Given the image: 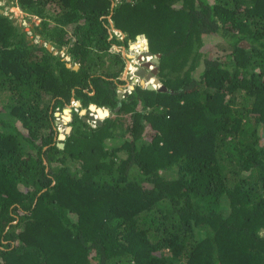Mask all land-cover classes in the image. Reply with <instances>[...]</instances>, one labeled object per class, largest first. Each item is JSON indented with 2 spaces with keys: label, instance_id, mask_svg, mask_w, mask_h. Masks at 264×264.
<instances>
[{
  "label": "trees",
  "instance_id": "16d2710c",
  "mask_svg": "<svg viewBox=\"0 0 264 264\" xmlns=\"http://www.w3.org/2000/svg\"><path fill=\"white\" fill-rule=\"evenodd\" d=\"M11 3L39 22L0 11V264H264V0ZM137 35L166 90L119 98ZM71 99L109 116L59 140Z\"/></svg>",
  "mask_w": 264,
  "mask_h": 264
},
{
  "label": "rangeland",
  "instance_id": "374dc122",
  "mask_svg": "<svg viewBox=\"0 0 264 264\" xmlns=\"http://www.w3.org/2000/svg\"><path fill=\"white\" fill-rule=\"evenodd\" d=\"M0 8H2V9H0L1 12L8 15L11 19H13L16 22V24L18 26H21V28H23L25 30L29 29L31 22H35V23L39 22V20L35 16L26 13L25 11L21 10L18 5L11 3V0H0ZM108 19H109V24H110L109 25V31H110L111 37H115L116 39L123 41L124 36H126L125 33L122 32V34H124V36H122L123 38H121L120 32L118 33V29H116L114 27L113 22L111 21L110 17ZM114 33H117V34H114ZM138 36H140V37H142V39L146 40L147 46H148V41H147L146 37L144 35H138ZM28 38L34 43L43 44V42L40 41L38 38L32 37L29 31H28ZM135 42H137L136 37L133 39L127 40V42L126 43L124 42L122 45H115L112 48L113 52L120 53L124 59L126 57L127 60H130L128 56L131 55V59H132L136 55L134 52V47L132 48V46H133V44H135ZM203 42L208 44L209 57L210 58H213V57H219L221 59L227 58V55H226V53H227L226 49L227 48H226L224 42H222L221 40H218L214 36H206V38H204ZM44 45L46 47L49 46V49L53 54H56V55L62 57V60H64L70 67H73L72 63L69 61V57L66 56V54H65L66 48H63V47L57 48L53 44L47 43V42H45ZM146 49L147 50H145V53L148 54V52H149L148 48H146ZM150 55H152V58H153V57H155L156 54L150 53ZM127 60L125 59V68L128 70L130 68V66H129V61L127 62ZM136 60H137V65H136L137 69L142 68L143 63L146 62L145 60L140 59V57ZM149 61H152V59H150ZM125 68L119 77L124 82V84L120 85L118 88V93H121L122 97H125L126 95L129 94V92L127 91V88H126L127 85L129 84V82H128L129 78L125 75L126 74ZM140 82L141 81L139 80V83ZM139 83H135L134 85H138ZM73 110H76L79 113V115L82 116L83 120L85 118V120H86L85 122L88 123L89 125L95 126V124L97 123V122L93 121L94 119H87L88 115L91 114V112L87 108L83 107L79 101H75L74 99H71L69 104L64 105L63 108L56 110V112H55V116H56L55 129L57 131V138L58 139H59V137H62V139H64L66 133H68L70 131V130L68 131V128L70 127V122L72 119ZM82 110H86L85 113H82ZM67 111H68L69 115L66 114ZM95 118H96V116H95ZM97 119H99L100 122L103 120L100 117H98ZM114 143L116 145L117 141H111V140L107 141V144H109V145H113ZM58 144H62V142H59ZM119 154H120V156H123V153L119 152ZM262 233L264 234V231H262Z\"/></svg>",
  "mask_w": 264,
  "mask_h": 264
},
{
  "label": "water",
  "instance_id": "95a60500",
  "mask_svg": "<svg viewBox=\"0 0 264 264\" xmlns=\"http://www.w3.org/2000/svg\"><path fill=\"white\" fill-rule=\"evenodd\" d=\"M119 1V0H118ZM129 1V0H127ZM139 36L137 35L136 38H138ZM148 48V46H147ZM47 49H49V46H47ZM148 54L150 55V53L148 52ZM159 58H160V54H156L155 57H153V69L150 71V72H146L145 68H147L150 63L149 62H146V63H143V66L142 68H140L138 70V72L136 73L137 76L145 79V80H149L151 79L152 77H155L157 76V73H158V64H159ZM152 64V63H151ZM66 67H70L67 63H66ZM78 68V65L75 64L73 66V69H77ZM159 83V80L156 79L155 80V84H158ZM142 86L146 89H149V90H154V87L152 85H145L142 83ZM130 89H133V86H130ZM158 90L160 91H165L166 88L165 86L163 85H160V87L158 88ZM118 97L121 98L122 97V94L121 93H118ZM88 110L91 112V114L88 115L87 119H93L94 118V115L93 113L97 114L98 117H100L101 119H104L105 117L109 116V110L106 109V108H101V107H98L97 105L95 104H90L88 106ZM86 110H82V113H85ZM98 121V123H100V120L99 119H96ZM84 121L85 118H84ZM70 130V127L68 128V131ZM59 139L61 140L62 137H59ZM59 146H61L62 144H58Z\"/></svg>",
  "mask_w": 264,
  "mask_h": 264
},
{
  "label": "built area",
  "instance_id": "2783aa9c",
  "mask_svg": "<svg viewBox=\"0 0 264 264\" xmlns=\"http://www.w3.org/2000/svg\"><path fill=\"white\" fill-rule=\"evenodd\" d=\"M119 32L121 34L120 37L123 38L122 36H124V34H122V32L120 30H118V33ZM114 34H117V33H114ZM146 45H147V43H146ZM133 47H134V52L136 55L132 59H131V55L129 56L130 57L129 58L130 59L129 60L130 68L128 70L126 69V71H125V73H126L125 75L129 78V81L132 83L138 81V77L136 76V71L138 70L137 66H136L137 65L136 59H138L140 57V59L145 60V61H149L150 59L153 60L152 56H149L147 53H145V50H147L145 48V45H143L141 49L139 48L138 44H133ZM150 62L152 63V61H150ZM152 69H153V63L148 66L149 71H151ZM147 83H151L155 86L153 79H149V81ZM126 88H127V91L130 92L129 87L127 86Z\"/></svg>",
  "mask_w": 264,
  "mask_h": 264
},
{
  "label": "clouds",
  "instance_id": "9594fccd",
  "mask_svg": "<svg viewBox=\"0 0 264 264\" xmlns=\"http://www.w3.org/2000/svg\"><path fill=\"white\" fill-rule=\"evenodd\" d=\"M132 48H133V46H132ZM148 51H149V48H148ZM149 56H152V55H149ZM129 57V56H128ZM130 58V57H129ZM125 59L127 60V58L125 57ZM129 60H127V62H128ZM146 62H149L150 64H151V62L150 61H146ZM145 62V63H146ZM152 63H153V60H152ZM154 67V66H153ZM140 69V68H139ZM138 69V70H139ZM148 69V67L147 68H145V70H146V72H150L149 70H147ZM138 70L136 71V73L138 72ZM125 71H126V68H125ZM137 76V75H136ZM138 77V81L137 82H134V83H132V82H130L129 80H128V82H129V84L127 85L128 87H129V89H130V86H135L134 84L135 83H139V80L143 83V84H145V85H152L153 87H154V90H158V88L160 87V82L158 83V84H155V80L156 79H158V78H156L157 76H155V77H152L151 79H153V81H154V84H155V86L153 85V84H151V83H147L149 80H145V79H143V78H141V77H139V76H137ZM156 78V79H155ZM159 80V79H158ZM139 83L138 85H140V86H142V83ZM131 84V85H130ZM143 87V86H142ZM131 90L132 89H130V92H131ZM129 92V93H130ZM88 109V108H87ZM93 115H94V120L93 121H95V122H98L96 119L98 118V115L97 114H95V113H93ZM95 116H96V118H95Z\"/></svg>",
  "mask_w": 264,
  "mask_h": 264
},
{
  "label": "bare ground",
  "instance_id": "6f19581e",
  "mask_svg": "<svg viewBox=\"0 0 264 264\" xmlns=\"http://www.w3.org/2000/svg\"><path fill=\"white\" fill-rule=\"evenodd\" d=\"M129 66H130V63H129ZM67 115H69L68 111L66 112Z\"/></svg>",
  "mask_w": 264,
  "mask_h": 264
}]
</instances>
